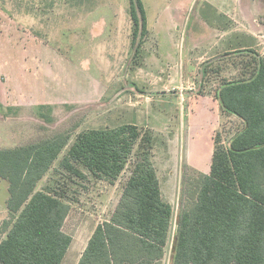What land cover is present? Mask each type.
<instances>
[{"label":"rangeland","instance_id":"1","mask_svg":"<svg viewBox=\"0 0 264 264\" xmlns=\"http://www.w3.org/2000/svg\"><path fill=\"white\" fill-rule=\"evenodd\" d=\"M141 1L148 33L125 52L122 42L127 30H133L131 0H0V64L6 70L15 69L18 35L27 33L75 65L88 66L93 74L102 51L98 55V43L92 46L94 37H87L89 27L98 26L92 21L98 18V4H108L114 16L112 37L102 43L103 50L119 58L125 52L118 80L113 81L117 85L104 86L100 98L92 89L78 102L17 105L15 92L3 88L7 80L0 73V148L70 134L68 145L36 188H53L70 204L61 227L72 243L62 264H77L96 226L110 219L135 158L132 155L113 183L95 177L84 164L77 165L82 175L68 171L60 162L80 132L128 123L152 133L162 194L174 208L163 259V264H170L177 215L192 192L191 181L199 172L209 173L216 145L228 146L244 128L238 116L222 109L216 93L225 80L250 76L264 57V0H241L245 12L230 20L224 12L231 11V0ZM244 32L256 36L258 49L251 47L248 37L241 38ZM222 36L231 48L214 52L212 41ZM8 186L0 177L1 220L9 216Z\"/></svg>","mask_w":264,"mask_h":264},{"label":"trees","instance_id":"2","mask_svg":"<svg viewBox=\"0 0 264 264\" xmlns=\"http://www.w3.org/2000/svg\"><path fill=\"white\" fill-rule=\"evenodd\" d=\"M130 13L135 46L148 33L141 0H131ZM216 97L244 128L228 146L216 145L209 173L191 181L177 215L170 264H264V57L247 78L225 80ZM69 140L70 134H58L0 148V177L9 184L0 264H62L72 243L61 227L70 204L53 188H36ZM153 147L152 133L136 124L77 135L60 162L75 174L82 175L77 165L84 164L113 183L135 157L115 210L96 226L77 264H163L174 208L163 197Z\"/></svg>","mask_w":264,"mask_h":264},{"label":"crops","instance_id":"3","mask_svg":"<svg viewBox=\"0 0 264 264\" xmlns=\"http://www.w3.org/2000/svg\"><path fill=\"white\" fill-rule=\"evenodd\" d=\"M241 4V0H231L229 5L231 11L224 12L226 20L232 19L231 15L240 16V14L245 12L240 9ZM217 10L219 9L217 8ZM110 11L112 12L108 4H98V18L96 17V20H92L94 21L93 24L97 22L98 26L95 25L93 29L92 26L89 27V36L87 38L94 37L92 39L94 42L92 46L98 43V55L102 51L100 60L98 58V64L93 69V74L89 73L88 66L75 65L56 49L47 45L43 46L38 41V38H32L31 34L18 35L20 40V55H18L19 59L17 60L18 63H16L15 69L6 70L5 64L4 66L0 64V73L4 75L5 81L7 80L6 84H3V88L5 87L6 89L8 87L7 89L12 93L15 92L16 104L50 105L54 103L78 102L90 95L92 89L96 88L98 90V98H100L104 86H116L117 82L113 81L118 80V74L121 69L120 64L124 60L125 52L127 50L130 51L133 47V30H127L126 40L122 42L125 49L124 55L119 58L111 53H106L103 50L104 45L102 43L110 39L113 32L112 23L114 16L113 14L111 15ZM107 13L110 14L107 15ZM93 18L94 15L89 20ZM34 19L36 20L37 17ZM20 27L18 30L21 31ZM96 28H98V33L96 32ZM16 29H14V32L17 34ZM214 29L219 30V27H214ZM221 32H223V35L226 33L223 30ZM245 33L241 38L246 39L248 37L249 44H252L251 47L255 50L258 49L256 48L258 43L256 36L252 34L251 36H247ZM223 39L224 36L219 37L216 41H212L213 49L216 48L214 52L219 53L222 49L225 52L231 48ZM108 44L105 47L108 48ZM110 45H112L111 41ZM107 80L111 82L109 83ZM0 87L2 88L1 83ZM0 101L2 102L1 99Z\"/></svg>","mask_w":264,"mask_h":264}]
</instances>
